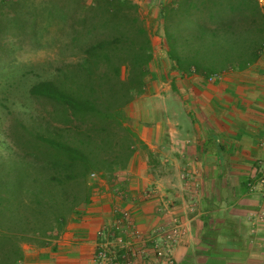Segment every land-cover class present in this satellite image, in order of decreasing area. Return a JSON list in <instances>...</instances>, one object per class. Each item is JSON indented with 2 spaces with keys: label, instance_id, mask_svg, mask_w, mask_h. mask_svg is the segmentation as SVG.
Wrapping results in <instances>:
<instances>
[{
  "label": "trees",
  "instance_id": "16d2710c",
  "mask_svg": "<svg viewBox=\"0 0 264 264\" xmlns=\"http://www.w3.org/2000/svg\"><path fill=\"white\" fill-rule=\"evenodd\" d=\"M78 4L76 8L82 9ZM224 6L244 14L247 25L235 29L200 25L202 13L213 22ZM8 9L0 11L3 22L17 15L14 7ZM162 17L167 53L181 75L245 69L264 49V13L258 0H179ZM181 24L188 28L187 35H181ZM227 34L232 36L229 42L221 41ZM68 38L71 46L88 41L81 56L58 68L54 79L34 84L30 92L68 109L73 120L48 127L49 133L23 138L20 176L0 179V264H20L25 242L46 244L55 239L76 208L90 201L94 171L125 167L133 153V141L126 140L134 133L125 126V108L134 95L143 93L153 59L138 4L95 0ZM237 56L245 58L232 63Z\"/></svg>",
  "mask_w": 264,
  "mask_h": 264
},
{
  "label": "crops",
  "instance_id": "0c3cea01",
  "mask_svg": "<svg viewBox=\"0 0 264 264\" xmlns=\"http://www.w3.org/2000/svg\"><path fill=\"white\" fill-rule=\"evenodd\" d=\"M209 77L180 75L177 89L171 81L164 93L149 89L131 101L125 126L136 132L143 147L134 150V144L126 166L111 172L120 178L115 186H124L133 200L116 197L103 181L101 194L94 192L77 207L55 239L23 243L20 264H102L99 251L109 242L105 237L116 208L128 211L150 233L168 226V213L183 219L186 233L174 251L179 262L201 256L216 259L212 264H264V49L247 68L220 74L214 82ZM151 156L161 162L160 170L149 167L144 177L140 160L149 163ZM174 165L196 168L210 195L229 190V203H169L165 197L160 203L154 196L140 203L143 179L166 197L185 189ZM159 207L168 213L158 212ZM212 227L221 228L218 238H224L227 249L186 245L214 237Z\"/></svg>",
  "mask_w": 264,
  "mask_h": 264
},
{
  "label": "rangeland",
  "instance_id": "374dc122",
  "mask_svg": "<svg viewBox=\"0 0 264 264\" xmlns=\"http://www.w3.org/2000/svg\"><path fill=\"white\" fill-rule=\"evenodd\" d=\"M132 1L139 6L140 15L149 31L152 44L153 59L148 65L149 73L143 92L151 89L164 93L171 81L173 88L177 89V81L181 74L174 69L173 62L167 53L165 19L161 18V13L175 6L179 0ZM4 2L7 3L4 4ZM94 2L95 0H0L1 12L5 8L14 7L17 14L16 18L14 17L11 21L7 19L3 22L4 19L0 18V179H8V175L10 177L20 176L19 168L23 160L19 158L23 152L19 146L23 138H30L31 134L49 133L48 127L51 129L54 125L64 126L72 122L73 119L68 109L54 101L34 96L30 89L38 82L54 79L58 68L66 63L77 61L81 56L88 41L81 39L79 44L71 46L68 43L69 32L73 27H79L82 13L86 12ZM258 2L264 13V0H258ZM78 3L81 4L82 9L76 8L79 7ZM72 9H75L74 17L71 16ZM12 14L13 12L9 15ZM199 21L203 26L219 28L231 26L235 29L246 26L248 19L244 14L229 11L228 7L224 6L220 7L215 21L210 22L204 13ZM184 27L185 24L180 25L181 35H187L189 32L188 28L184 29ZM231 38L232 36L227 34L226 37L221 38V41L229 42ZM185 50L187 54H190L189 49L185 48ZM244 58L237 56L231 59H233L232 63H238ZM233 69L237 70V68L218 69L213 74L204 73L202 75L205 77L212 75L208 81L214 82L218 75ZM127 72L128 67L124 66L121 70L123 78L127 76ZM195 73L188 74L187 78ZM186 84L189 85L188 81ZM140 96L141 94L134 95L132 101ZM127 111L128 109L125 110L124 122L129 125L130 119ZM131 130L134 135L130 139L127 138V142L133 141L134 150L138 147L142 149L143 145L136 132ZM74 156L77 155L74 154ZM152 157L149 163L146 159L140 160L143 163L139 168L144 170V177L150 174L147 170L149 167L160 170L161 162ZM91 168L94 169V166ZM174 168L175 172L182 173L178 178L183 183L184 190L177 188L179 192H173L167 197L162 196L161 191L155 188L156 185H152L153 188H151L150 184L143 179V184L140 185V197L137 196V200L144 203L154 196L153 199L158 198L160 203H163L161 198L164 197L170 199L169 203H229V190H218L211 195L203 190L204 186L196 168L182 170L183 166L178 168L175 165ZM119 169L121 168L116 171ZM94 172L95 176L91 177V183L94 185L91 197L94 192L97 195L101 194V185L105 181L111 185V193L116 197L118 195L121 199L133 200L131 195L127 196L124 193V186H115L120 178L114 172L108 171L106 167ZM185 172L188 174L184 175ZM212 198L215 200H211ZM159 208L161 210L158 212L168 213L166 207ZM113 212L116 219L114 224L109 226L105 237L109 239V242L100 248L106 253L105 258H100L102 264H212L215 262L213 260H216L201 258V256L193 258L192 261L186 259L179 262L177 260L174 251L182 244V238L186 232L183 230L184 220H181L175 213L167 214L169 220L166 224L168 226H164V229L157 227L153 233H150L144 226H139L134 218L129 216L128 211H120L116 208ZM143 218L142 216L139 219ZM215 228H211L216 232L214 237L208 236L211 239L187 242L186 245L194 250L227 249L228 245L221 241L224 238H218L221 228Z\"/></svg>",
  "mask_w": 264,
  "mask_h": 264
},
{
  "label": "built area",
  "instance_id": "2783aa9c",
  "mask_svg": "<svg viewBox=\"0 0 264 264\" xmlns=\"http://www.w3.org/2000/svg\"><path fill=\"white\" fill-rule=\"evenodd\" d=\"M263 165H264V162H263ZM92 176H95V174H92ZM99 258H105L106 257V253H104V251L101 249L100 251H99Z\"/></svg>",
  "mask_w": 264,
  "mask_h": 264
}]
</instances>
